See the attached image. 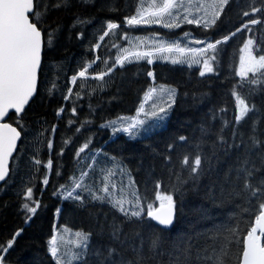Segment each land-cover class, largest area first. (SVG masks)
<instances>
[{"label": "trees", "instance_id": "1", "mask_svg": "<svg viewBox=\"0 0 264 264\" xmlns=\"http://www.w3.org/2000/svg\"><path fill=\"white\" fill-rule=\"evenodd\" d=\"M50 2L54 3L55 0ZM141 4L144 7L146 0H88L87 3L84 0H69L67 7L48 12L44 23L45 32L57 27L59 31L55 34L52 46L45 45L37 93L22 114L23 130L14 155L16 160L11 162L10 178L0 186V248L7 247L8 242L14 238L11 248L7 252H0L3 264H55L48 251V241L54 234L58 236L62 250L74 239L71 233L75 231L92 233L90 250L106 247L111 243L107 227L113 220L118 223L124 220L120 213L107 203L89 202L87 192L82 193L86 198L83 206L77 201L64 199L58 193L61 185H69V178L78 174L81 165L75 158V152L89 138L92 142L87 154L102 149L107 157H115L116 163L122 164L131 173L141 195L147 191L150 202L154 205V184L157 180L161 181L159 191L173 195L176 201L177 211L172 227L162 228L156 222L145 219L136 223H124V232L139 231L144 238L145 248L149 238L156 233L165 241L164 251L167 252L172 243L179 242L185 235L216 229H238L231 260V264H238L237 258L242 247L240 241L254 222L258 208L239 198H221L218 185L213 188L216 193L215 203L209 194L212 180H219L217 172H223L235 153L227 157L221 154L222 162L215 171L202 177L196 184L189 182L178 191L175 178H170L169 165L164 159L171 155L172 166L179 170L181 157L192 152L193 146L199 141L201 126L215 133L219 131L223 120L233 121L236 109L232 89L240 78L235 75L236 65L228 63L226 66L224 51L219 49L214 64L216 72L204 77L199 76L198 65L189 67L187 63L173 64L172 59H184L181 54L173 52L155 53L151 57L152 64H148L147 59H141L126 62L123 67L117 65L104 81L78 80L76 86L70 83V77L85 62L96 56L100 60L89 69L92 74L111 66L115 58L121 55L120 48L146 51L158 46L157 42L162 41L165 36H174L176 32L188 29L187 25L179 29L143 23L127 25L126 18L135 15ZM252 6L264 7V0H229L214 26L203 29V34L198 33L199 27L197 33H187V36L184 34L178 39L188 40L191 37L185 45L202 48L204 44L194 41L208 43L219 40V32L233 8L244 7L250 11ZM77 18L90 23L78 24ZM145 18H148L147 14ZM252 18H258L262 23L250 25L253 31L248 32V35L254 36L258 43H264V12L250 16ZM107 21L118 23L120 28L105 38L100 49L93 51L92 45L98 42L102 30H106ZM80 32H83V38H78ZM209 32L214 35L207 36ZM153 33H157V36ZM125 34L127 39H122ZM204 35L205 39H197V36ZM145 39L150 42L146 43ZM140 40L144 43H140ZM114 44L118 47H113ZM161 56L169 59H162ZM105 60L108 65L103 63ZM148 72H152L153 76H148ZM53 82L56 89L49 94ZM160 86L175 89V103L164 120L141 114L140 119L145 120V125L135 138H130L125 133L113 134L111 128L100 127L118 117H135L142 102L145 103L147 113L154 110L153 104L164 106L170 102L167 92L161 93L159 90L153 94L152 99L145 101V94L152 87L159 89ZM69 87H73V93L80 92L79 99L75 95L68 101L63 99ZM240 91L248 96L250 103L255 104L256 110L249 113L239 131L247 138L255 123L257 134L264 136V91H256L251 95H248L247 87ZM62 106L65 111L58 117L57 110ZM73 107L76 108V115L72 114ZM221 109L226 111L221 112ZM213 114L216 115L215 120L212 119ZM8 120L17 126L14 113L10 114ZM70 120L74 123L69 124ZM53 125L56 126L54 134L51 132ZM77 128L81 130L77 132ZM181 135L188 138L187 142L179 141L178 137ZM224 135L231 142V127L225 130ZM214 138L213 135L207 138V143L202 144L205 152L211 151V140ZM48 139L53 141L52 149L47 147ZM66 140L70 141L67 145L64 143ZM169 144L174 145L171 151ZM62 148L63 155H60ZM84 155L86 154H82ZM33 156L40 159L42 164L34 165ZM49 158L53 162L51 170L43 166ZM97 160V170L111 166V161L104 155L97 157ZM46 175L49 182L44 185ZM27 187H32V199L40 205L35 214L28 213L23 208L24 203H31L24 199ZM57 209H60L59 214ZM101 226L104 227L103 232ZM65 228L70 231H64ZM129 243L139 244V238L130 240ZM121 252L126 259L132 258L130 251L121 249ZM88 260L89 264H96L94 257L89 256ZM167 260V255H161L146 260L145 264H167Z\"/></svg>", "mask_w": 264, "mask_h": 264}, {"label": "snow or ice", "instance_id": "2", "mask_svg": "<svg viewBox=\"0 0 264 264\" xmlns=\"http://www.w3.org/2000/svg\"><path fill=\"white\" fill-rule=\"evenodd\" d=\"M84 2L87 3L88 0H84ZM228 4L229 0H152L147 8L141 4L135 15L126 18V23L129 26L156 23L172 29L180 27L183 22L208 29L216 24ZM68 5L69 0H55L54 3L50 0H0V182H7L6 178H10V161L15 162L16 160L14 153L17 151V141L21 139L23 130L22 114L25 112L26 105L37 93V81L42 68L45 45L51 47L56 39L55 34L59 31V27H57L45 32V18L50 10ZM261 12H264V7L252 6L250 11H244L242 15L254 17L256 13ZM145 13L148 18H145ZM76 23L85 24L90 21L77 18ZM261 23L260 19L252 18L229 35H225L215 42L194 41L197 44H204L202 48L181 46L178 42H157L158 46L146 51H130L127 48H120L121 55H118L114 63L106 70L95 74L89 72V69L100 60V57L96 56L91 61L85 62L70 77V83L72 86H76L78 80L84 82L89 79L104 81V78L109 76L117 65L123 67L126 62L131 63L133 60L141 59H147V63L152 64L151 57L155 53L173 52L184 56V59H172L173 64L187 63L189 67L198 65L200 66L199 76L204 77L216 72L214 64L219 53L218 46L226 44L242 31L247 30L251 33L253 29L250 25ZM119 28L118 23L107 21L106 30H102V35L99 36L98 42L92 45V50L100 49L105 38L114 34L115 30ZM187 35L185 33V36ZM78 38H83V32L78 33ZM121 38L127 39V35L125 34ZM140 43H144V41L140 40ZM113 47L118 46L114 44ZM238 51L240 53L239 68L235 75L240 79L232 89L236 109L233 121L223 120L219 131L215 133L201 126L200 139L193 146L192 152L181 157L179 170L172 166L171 155L164 159L169 165L170 178H175L178 191L189 182L196 184L202 177H207L210 172L215 171L222 162L221 154L227 157L235 153L223 172H217L219 180H212V185L209 186L210 198L215 203L216 193L213 188L218 185L221 198L228 200L239 198L258 208L254 222L251 223L243 240L240 241L242 247L237 260L238 264H264V136L257 134L255 123L252 124L247 138L239 131L241 123L249 117V113L256 110L255 104L250 103L248 96L242 94L240 90L247 87L248 95L256 91H264V43H258L254 36H249ZM160 58L169 59L167 56ZM103 63L108 65L107 60ZM148 76L152 77L153 73L148 72ZM105 83L107 82L105 81ZM55 89L56 84L53 82L49 94H52ZM93 90L95 91V89ZM158 90L161 93L167 92L170 102L164 106L153 104L154 110L150 113L145 112V103L142 102L135 117H118L101 124L100 127L111 128L113 134L125 133L130 138H135L145 125V120L140 119L141 114L155 117L157 120H164L168 110L175 103V89L166 86H160L159 89L152 87L145 94V101L152 99L153 94ZM73 95L77 99L80 98V92L73 93V87H69L63 99L68 101ZM10 111L14 113L16 127L12 123L5 122L6 118H10ZM64 111L65 108L62 106L57 110L56 115L59 117ZM71 111L73 115H76L75 107ZM220 111L226 110L221 109ZM212 119H216L215 114ZM72 123L74 121L70 120L69 124ZM229 127H231V142L224 135L225 130ZM80 130V128L76 129L77 132ZM55 131L56 126L53 125L51 132L54 134ZM213 135L215 138L211 140V151L205 152L202 144L207 143V138ZM178 139L181 142L188 140L183 135ZM69 142L66 140L64 143L67 145ZM91 142L89 138L76 150L75 158L81 165L80 170L78 174H73L69 178V185L60 186L58 193L64 199L77 201L83 206L86 198L82 193L87 192L89 202L107 203L120 213L124 220L120 223L113 220L108 225L107 233L111 243L97 249L90 250L92 235L90 232H72L71 235L74 239L63 250L61 242H58V236L54 234L48 241V251L55 264H89V256L95 258L96 264H145L146 260L155 259L161 255L168 256L167 264H231L232 247L238 229H216L195 235H185L179 242L172 243L167 252L164 251L165 241L156 233H153L149 238L145 248L144 238L139 231L124 232V223H136L145 219L156 222L162 228L172 226L177 211L176 201L173 195L163 194L159 191L161 181L157 180L154 184V191L155 200L159 201V207H154L147 191L141 195L131 173L127 172L122 164L116 163L115 157H107L102 149L95 150L90 155L87 154ZM47 147L52 149V139L47 140ZM173 147V144L168 145L170 151ZM63 151L62 148L60 155H63ZM82 154L86 155L82 156ZM101 155L111 161V166L97 170V157ZM32 163L41 165L42 161L33 156ZM52 164L53 162L49 158L43 166L51 170ZM125 177H127V182H125ZM48 182L46 175L43 184L47 185ZM56 194L54 193V195ZM32 197L33 189L27 187L24 199L31 203H24L23 208L28 213L35 214L40 205ZM59 213L60 209H57V214ZM64 231L70 230L65 228ZM101 231H104L103 226H101ZM16 235L18 236L19 232ZM137 238H139V244L129 243L130 240ZM13 241H9L7 247L0 248V252H7ZM121 249L130 251L132 258L126 259ZM0 264H3V256H0Z\"/></svg>", "mask_w": 264, "mask_h": 264}, {"label": "rangeland", "instance_id": "3", "mask_svg": "<svg viewBox=\"0 0 264 264\" xmlns=\"http://www.w3.org/2000/svg\"><path fill=\"white\" fill-rule=\"evenodd\" d=\"M152 0H146V5L144 6L145 8H147L150 4H151ZM244 11H248L246 8L244 7H235L231 10V12L228 15V18L226 20V22L223 24L220 32H219V37L220 39H222V37H224L225 35H229L231 32L235 31L236 28L241 27L243 23H245L246 21L250 20V16L249 17H244L242 15V13ZM147 14V13H145ZM148 25L150 26H162L161 24H156V23H149ZM187 25L188 29L182 30L180 32H176L174 36H165L166 38H164L162 41H158V42H164V43H172V42H178L181 44V46L185 45V42L188 41L189 39H191V37L187 40L185 38H180L178 39V37L184 35L185 33H197L196 31L199 29V27L195 24H187V23H183L181 22V26L183 27ZM163 27V26H162ZM178 28H172V29H179ZM169 29V28H168ZM205 28H203L202 26L200 27L198 33H204ZM154 36H157L155 34L157 33H153ZM214 35L212 32H209V34L207 36H212ZM199 38L197 39H205L206 35L204 36H197ZM249 38L248 32L247 30L242 31L240 33H238L236 36L232 37L226 44H222L220 46H218V48L220 49V51H224L223 53L225 54L224 57L226 59V66L230 64H234L237 67V70L239 68V48L243 46V43ZM146 43L150 42V40L145 39L144 40ZM152 45V44H150ZM167 54V53H165ZM163 194H168L165 192H162ZM154 205V204H153ZM154 207H159V201H156V204L154 205Z\"/></svg>", "mask_w": 264, "mask_h": 264}, {"label": "water", "instance_id": "4", "mask_svg": "<svg viewBox=\"0 0 264 264\" xmlns=\"http://www.w3.org/2000/svg\"><path fill=\"white\" fill-rule=\"evenodd\" d=\"M43 53H44V51H43ZM42 61H43V56H42ZM39 74H40V73H39ZM38 83H39V76H38V81H37V89H38ZM34 97H35V95H34ZM34 97H33V98H34ZM33 98H32V99H33ZM32 99L29 101V104H30V102L32 101ZM29 104H28V105H29ZM28 105H26L25 109L27 108ZM11 113H13V112L10 111V114H11ZM5 122L11 123V122L8 120V118H6ZM13 126L16 127L15 125H13ZM18 130H19V129H18ZM21 137H22V134H21ZM20 140H21V139H20ZM20 140L17 141V149H18V146H19ZM16 152H17V151H16ZM16 152L14 153V155L16 154ZM10 166H11V161H10ZM7 179H8V178H6V180H7ZM3 183H5V182H0V186H1ZM174 219H175V218H174ZM173 222H174V221H173ZM172 225H173V224H172ZM170 227H172V226H170ZM170 227H168V228H170ZM168 228H167V229H168Z\"/></svg>", "mask_w": 264, "mask_h": 264}]
</instances>
